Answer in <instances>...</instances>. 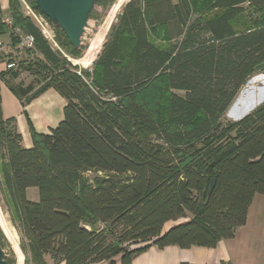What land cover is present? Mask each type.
<instances>
[{
    "label": "trees",
    "instance_id": "obj_1",
    "mask_svg": "<svg viewBox=\"0 0 264 264\" xmlns=\"http://www.w3.org/2000/svg\"><path fill=\"white\" fill-rule=\"evenodd\" d=\"M7 13L33 37L26 68L36 79L13 85L18 74L3 67L0 82L22 106L48 88L65 100L48 133L30 127V147L0 111V190L22 264H114L117 254L126 264L149 245L213 247L234 236L264 194V101L222 118L264 70V0H127L91 71L80 72L18 0H7ZM55 30L59 46L80 57L82 47ZM155 81L165 96L154 117L140 96ZM0 244L5 264H16L1 227Z\"/></svg>",
    "mask_w": 264,
    "mask_h": 264
},
{
    "label": "crops",
    "instance_id": "obj_2",
    "mask_svg": "<svg viewBox=\"0 0 264 264\" xmlns=\"http://www.w3.org/2000/svg\"><path fill=\"white\" fill-rule=\"evenodd\" d=\"M3 67L1 61L0 69ZM64 105V98L53 88H48L22 106L21 100L6 84L0 82V111L5 119L13 117L12 124L21 134V143L25 147L32 145L30 127L39 133H48L62 119ZM181 221L184 219L168 221L162 232ZM113 261L114 264H125L118 254L113 257ZM220 261L231 264H264V194L253 196L245 222L236 229L233 237L220 240L213 247L149 245L134 254L126 264H214ZM94 264L108 263L100 261Z\"/></svg>",
    "mask_w": 264,
    "mask_h": 264
},
{
    "label": "rangeland",
    "instance_id": "obj_3",
    "mask_svg": "<svg viewBox=\"0 0 264 264\" xmlns=\"http://www.w3.org/2000/svg\"><path fill=\"white\" fill-rule=\"evenodd\" d=\"M20 9L24 15L30 17L36 25L40 28L38 21L45 22L44 33L46 40L51 47L59 50L72 66H77L76 71L80 72L82 69L91 71V63L99 52L105 36L109 30L110 25L115 19L116 14L127 0H112L107 7L100 4H95L90 17L87 20V26L81 36L82 54L80 57H72L68 55L65 50L59 46L56 41L55 26L52 25L48 19L41 14L32 4V0H18ZM7 0H0V12L7 13ZM14 28L5 27L4 32L0 33L4 41V49L0 58H9L16 64L13 71L18 74L17 77L10 79L13 85L21 83L26 85L33 82L36 78L30 74L26 68V64L34 56L32 49L23 47ZM79 46V47H80ZM264 74L263 71L253 73L249 79L241 87L227 111L225 112L222 122L235 121L241 116L253 110L256 106L264 101V76L258 81L253 82V78ZM164 93L157 81H155L148 89L143 91L140 96L141 102L146 106L149 112L155 117L159 116L162 111V103L164 101ZM27 196L29 199L37 200V189L28 188ZM0 227L13 249L17 263L22 264V253L18 246V234L10 220L9 214L6 212L5 204L0 190Z\"/></svg>",
    "mask_w": 264,
    "mask_h": 264
},
{
    "label": "water",
    "instance_id": "obj_4",
    "mask_svg": "<svg viewBox=\"0 0 264 264\" xmlns=\"http://www.w3.org/2000/svg\"><path fill=\"white\" fill-rule=\"evenodd\" d=\"M41 14L59 27L73 48L81 44V36L87 26L89 13L98 0H34ZM215 179L210 180V193ZM5 249L0 244V264H5Z\"/></svg>",
    "mask_w": 264,
    "mask_h": 264
},
{
    "label": "built area",
    "instance_id": "obj_5",
    "mask_svg": "<svg viewBox=\"0 0 264 264\" xmlns=\"http://www.w3.org/2000/svg\"><path fill=\"white\" fill-rule=\"evenodd\" d=\"M37 22H38V24L40 26L41 32L43 34H45L44 31H43V29L45 28L44 27L45 22L41 23L38 20H37ZM0 23L5 25L6 27L13 28L12 27L13 21H12L11 16L8 13L0 12ZM14 32L17 34V36H18V38L20 40V44L23 47L28 48V49L33 48V37L31 35L22 33V32H20V31H18L16 29H15ZM3 49H4V41H3V39L0 36V56L2 55ZM1 61L4 64V69H6V70L14 69L15 66H16V64H15V62L13 60L4 61V60H1V58H0V63H1Z\"/></svg>",
    "mask_w": 264,
    "mask_h": 264
},
{
    "label": "bare ground",
    "instance_id": "obj_6",
    "mask_svg": "<svg viewBox=\"0 0 264 264\" xmlns=\"http://www.w3.org/2000/svg\"><path fill=\"white\" fill-rule=\"evenodd\" d=\"M263 76H264V74H261V75H259V76L254 77L252 80H253V82H256V81H258L260 78H262ZM17 264H19V263H17Z\"/></svg>",
    "mask_w": 264,
    "mask_h": 264
}]
</instances>
